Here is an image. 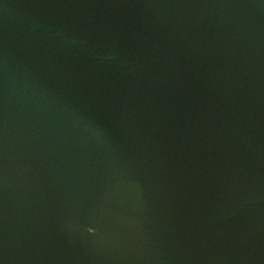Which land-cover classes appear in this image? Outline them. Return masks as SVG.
Masks as SVG:
<instances>
[{"label":"water","instance_id":"water-1","mask_svg":"<svg viewBox=\"0 0 264 264\" xmlns=\"http://www.w3.org/2000/svg\"><path fill=\"white\" fill-rule=\"evenodd\" d=\"M0 264H264V0H0Z\"/></svg>","mask_w":264,"mask_h":264}]
</instances>
